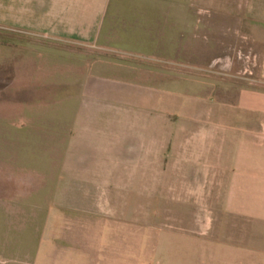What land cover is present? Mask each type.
<instances>
[{
	"label": "crops",
	"instance_id": "0c3cea01",
	"mask_svg": "<svg viewBox=\"0 0 264 264\" xmlns=\"http://www.w3.org/2000/svg\"><path fill=\"white\" fill-rule=\"evenodd\" d=\"M209 9L260 45L228 101L178 95ZM0 49V264H264V0H0Z\"/></svg>",
	"mask_w": 264,
	"mask_h": 264
},
{
	"label": "rangeland",
	"instance_id": "374dc122",
	"mask_svg": "<svg viewBox=\"0 0 264 264\" xmlns=\"http://www.w3.org/2000/svg\"><path fill=\"white\" fill-rule=\"evenodd\" d=\"M213 5L210 4V7ZM236 17L229 11L218 12L209 9L207 11V25L205 27L192 28L191 50L192 52H205L206 58L201 60L198 58L192 59L190 89L186 92L178 93L180 98H183V96H185L184 98L199 96V77H203L204 73L206 74L207 83L214 86L217 79V82L221 84L224 90L222 94L219 91V94L226 101L230 100L234 95V90H231V86H235L237 82L245 83L247 76H255L252 72L258 67L259 59L257 56L260 51V45L253 43L251 38L246 35L243 31L245 27L232 24L236 22V19H234ZM2 52L0 49V56H2ZM59 60L64 61L65 59ZM248 71H251V74ZM164 223L166 222L164 221ZM160 226H165V224H160ZM142 238L144 243L142 251L125 253L112 251L110 252V261L112 263L117 262L118 256L123 253L131 260H135L136 256L140 255L141 264H150L153 258L151 242H155V235L147 234L143 235ZM85 257L86 252H79L80 261H83ZM162 258L166 259L163 253ZM101 259L102 257H100L99 261L96 260V264H103Z\"/></svg>",
	"mask_w": 264,
	"mask_h": 264
}]
</instances>
